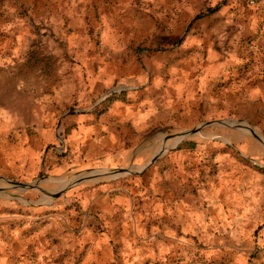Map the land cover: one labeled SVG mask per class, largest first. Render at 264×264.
<instances>
[{"label": "rangeland", "instance_id": "rangeland-1", "mask_svg": "<svg viewBox=\"0 0 264 264\" xmlns=\"http://www.w3.org/2000/svg\"><path fill=\"white\" fill-rule=\"evenodd\" d=\"M260 2L0 0V264H234L232 243L210 240L215 227H174L187 237L183 242H157L170 228L148 218V210L140 222L132 211L105 213L96 203L101 186L115 181L148 187L151 160L185 139L178 148L197 159L188 164L184 188L231 190L233 202L256 206L250 213L262 229V80L228 91L221 77L209 90L220 101L205 96L176 106L148 162L124 174L88 162L68 136L69 118L106 108L108 96L130 90L140 70L171 78L174 104L175 88L179 96L202 94L200 82L220 78L212 72L214 59L263 44L264 17L257 32L253 18L264 11ZM24 157L32 161L25 169ZM244 259L264 264V242Z\"/></svg>", "mask_w": 264, "mask_h": 264}, {"label": "crops", "instance_id": "crops-1", "mask_svg": "<svg viewBox=\"0 0 264 264\" xmlns=\"http://www.w3.org/2000/svg\"><path fill=\"white\" fill-rule=\"evenodd\" d=\"M35 1L49 3L58 0ZM260 5H264V0H261ZM260 11L253 16L257 23L255 32L261 29L259 19L264 17V11ZM9 17L14 19L16 16ZM261 32H264V28ZM241 49L240 53H237L236 48L231 49L229 56H221L212 61V72L220 78L213 76L211 81L206 78L200 82L198 92L202 91V94L188 96L184 93L179 96L180 89L175 88V104L172 102L174 86L171 78H163L152 71L151 74H146L140 70L130 90L108 96L106 108L90 110L69 118L72 127L68 136L78 142L77 145L82 148L88 162L92 161V165L96 160L106 168H122L124 165L127 167L130 164L148 162L153 155L150 152L151 147L158 144V139L166 134V125L172 124L176 106L189 107L192 101H203L205 96L220 101L221 98L210 95L209 90L210 87L216 89V82L221 77L226 81L225 89L228 91L241 87L232 85L234 83L264 82V42L258 50L252 46ZM184 89L185 86L181 90ZM242 99L247 100V96ZM184 141L185 139L181 140L172 153L160 155V158L152 161L155 162L147 172L148 187L140 186L141 181L137 180L131 186L125 183L116 184L115 181L116 183L101 186L100 189L104 191L103 198L98 197L99 203L96 204L102 206L105 213L132 211L133 219L140 222L146 218L144 211L148 210L152 214L148 218L162 221L165 227L170 228L165 230L164 238H155L157 242L173 243L174 237L177 242H183V238L187 237L179 236L176 232L174 234V227H180L182 232L189 226L215 227L216 231L210 240L232 243L230 253L233 254L234 264H244V257L251 253L253 244L264 242V225L259 229L263 223L259 224V220L250 213L256 206L246 202H233V194L229 189H215L207 194L203 189L191 193L184 188L188 164L197 159L194 155L185 154L184 147L178 148ZM29 163L32 161H27L24 157V169ZM142 173L138 172L141 175ZM145 194L148 199L144 197Z\"/></svg>", "mask_w": 264, "mask_h": 264}, {"label": "water", "instance_id": "water-1", "mask_svg": "<svg viewBox=\"0 0 264 264\" xmlns=\"http://www.w3.org/2000/svg\"><path fill=\"white\" fill-rule=\"evenodd\" d=\"M211 123H213V122H207V124H211ZM197 132H198L197 129L191 131V133H197ZM131 166H132V164H130L128 167H122V168H106V171L105 172L106 173L112 172V173H116V174H122V173L124 174V173H128V172L131 171L130 170V167ZM89 175H90V177L95 176L96 175L95 174V171L92 170ZM100 175H102V174H98V176H100ZM78 181H80V180H78ZM35 186H36L35 184L34 185L33 184H27V185L24 184V189H27V188H30V187H35Z\"/></svg>", "mask_w": 264, "mask_h": 264}, {"label": "bare ground", "instance_id": "bare-ground-1", "mask_svg": "<svg viewBox=\"0 0 264 264\" xmlns=\"http://www.w3.org/2000/svg\"><path fill=\"white\" fill-rule=\"evenodd\" d=\"M177 144V142H171L170 144H168V146H174V145H176ZM161 155V153L159 152L154 158H153V160H155L157 157H159ZM153 160H151V161H153ZM61 186V185H60ZM54 196V195H53Z\"/></svg>", "mask_w": 264, "mask_h": 264}]
</instances>
